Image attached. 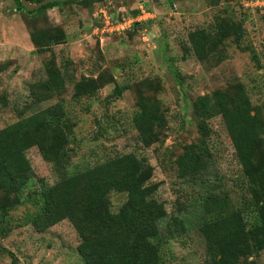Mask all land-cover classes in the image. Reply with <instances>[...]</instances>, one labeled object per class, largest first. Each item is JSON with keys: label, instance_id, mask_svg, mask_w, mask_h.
<instances>
[{"label": "rangeland", "instance_id": "obj_1", "mask_svg": "<svg viewBox=\"0 0 264 264\" xmlns=\"http://www.w3.org/2000/svg\"><path fill=\"white\" fill-rule=\"evenodd\" d=\"M16 6L14 0H0V129L57 103L64 112L66 145L60 168L34 147L24 152L29 177L16 195L20 203L7 215L6 235L0 234V264H81L75 251L79 240L68 221L40 233L23 222L34 211L29 201L61 175L128 153L149 165V182L156 185L149 202L162 212L151 240L159 264H204L206 249L197 230L201 203L212 195L239 208L248 195L221 119L205 120L203 137L191 103L239 84L264 121V0H174L171 6L166 0H102L86 8L69 2L37 14ZM219 16L239 24L241 38L227 37L196 61L188 35L211 31ZM40 28L61 29L64 42L36 50L28 34ZM47 65L76 79H97L99 87L93 96L74 99L66 83L59 96L36 102L31 86L45 78ZM144 98L157 103L164 118L149 145L137 139L131 124ZM201 144L210 154L205 168L180 177L176 158ZM107 200L109 211L116 212L124 196L111 192ZM247 222H256L253 213ZM247 261L264 264V253Z\"/></svg>", "mask_w": 264, "mask_h": 264}, {"label": "trees", "instance_id": "obj_2", "mask_svg": "<svg viewBox=\"0 0 264 264\" xmlns=\"http://www.w3.org/2000/svg\"><path fill=\"white\" fill-rule=\"evenodd\" d=\"M26 1L35 4L41 0ZM100 1L53 2L25 13L37 14L69 2L86 8ZM14 2L18 10H23L19 0ZM213 22L211 31L188 35L189 50L196 61L206 59L227 37L236 41L241 38L239 24L222 16L215 17ZM28 38L36 50H41L62 44L65 35L59 28H40L32 29ZM65 74V69L45 66V78L31 86L32 98L42 102L59 96L66 83L71 85L74 99L93 96L99 87L97 79H76ZM191 109L199 119L198 130L203 137L207 135L205 120L221 119L248 195L239 208L230 206L224 197L212 195L201 203L197 230L206 249L204 264H249L247 259L252 254L264 253V121L239 84L230 90L197 96ZM63 118L61 105L55 103L0 129L1 235L7 233V215L20 203L16 195L29 177L24 152L34 147L43 160L62 167L66 145ZM131 124L137 139L149 145L157 140L164 118L157 103L144 98L132 114ZM194 148L176 158L180 177L197 175L210 158L206 146ZM150 178L149 165L132 153L109 158L77 173L61 175L52 185L41 187L37 198L29 201L34 211L27 213L23 222L40 233L68 221L79 240L75 251L81 264H159L158 248L151 240L158 234L156 220L162 212L154 211L150 205L156 188ZM111 192L124 196L116 212L109 211L107 195ZM250 213L256 219L251 226L247 224Z\"/></svg>", "mask_w": 264, "mask_h": 264}, {"label": "water", "instance_id": "obj_3", "mask_svg": "<svg viewBox=\"0 0 264 264\" xmlns=\"http://www.w3.org/2000/svg\"><path fill=\"white\" fill-rule=\"evenodd\" d=\"M66 1H71V0H41L38 3L35 4H30L28 3L26 0H19L20 5L22 6L24 11H34L36 9H38L41 6H44L48 3H53V2H66ZM114 3H119L122 2L124 0H108ZM168 2V4L171 6V2L170 0H166Z\"/></svg>", "mask_w": 264, "mask_h": 264}]
</instances>
